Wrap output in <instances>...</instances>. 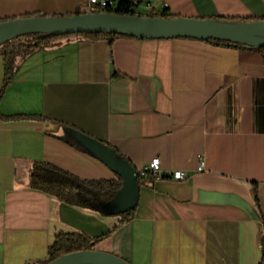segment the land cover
Segmentation results:
<instances>
[{
    "label": "crops",
    "instance_id": "obj_1",
    "mask_svg": "<svg viewBox=\"0 0 264 264\" xmlns=\"http://www.w3.org/2000/svg\"><path fill=\"white\" fill-rule=\"evenodd\" d=\"M82 1L0 0V21L70 16ZM123 1L183 18H264V0ZM6 73L0 264H45L59 232L105 235L93 249L129 264H264V50L68 35L6 63L0 55V91ZM72 131L111 147L136 171L158 157L162 173L187 178L145 175L123 223L32 189L35 162L117 180Z\"/></svg>",
    "mask_w": 264,
    "mask_h": 264
},
{
    "label": "water",
    "instance_id": "obj_2",
    "mask_svg": "<svg viewBox=\"0 0 264 264\" xmlns=\"http://www.w3.org/2000/svg\"><path fill=\"white\" fill-rule=\"evenodd\" d=\"M101 33L138 39L214 40L256 49L264 48V21L224 23L206 19L155 18L99 12L64 17L20 18L4 22L0 24V46L30 34L59 37ZM71 135L121 180V188L109 205V210L116 214L132 211L137 203L139 189L134 167L119 158L111 147L88 138L81 132L72 131ZM46 264L129 263L113 254L92 249L67 254Z\"/></svg>",
    "mask_w": 264,
    "mask_h": 264
},
{
    "label": "trees",
    "instance_id": "obj_3",
    "mask_svg": "<svg viewBox=\"0 0 264 264\" xmlns=\"http://www.w3.org/2000/svg\"><path fill=\"white\" fill-rule=\"evenodd\" d=\"M96 12L116 14V15H137L140 17L178 18L176 16L169 14L165 9L160 12H154L153 10L147 13L138 12L136 10V5H134L133 2L123 1V0H119L117 3H115L112 6L107 5L105 7L99 8ZM80 13L81 11H76L72 15H76ZM28 17H33V16L30 15ZM205 19L215 22H224V23H246L253 21H264V18H261L259 20L256 19L254 20L249 18L242 19V18L222 17V16H215ZM10 20H14V19H3L0 21V24ZM80 36H83L91 40L107 38L108 42L111 43L115 38L123 35L101 33V34H87V35L80 34ZM55 38H57V36H47L41 34H30V35L22 36L0 46V55L2 56L4 62L6 63L7 60H9L11 57L19 53L30 54L36 50L49 46L52 40H54ZM204 41L216 45L240 47L253 51L264 50V48L256 49L253 47L233 45L221 41H214V40H204ZM5 70L7 71V68ZM8 80L9 77L8 74L6 73L4 78V84L0 91V97ZM85 136L91 138L88 135ZM83 149L87 151L85 148ZM90 154L93 155L92 153ZM136 176L139 184L140 180L145 175H141L138 171H136ZM29 185L32 189L42 191L54 197L58 201L68 204L70 206L83 209L86 211H91L103 217H109V216L117 217L119 223L128 221L133 214V210L123 214H116L109 210V205L115 199V196L117 195L118 191L121 188V180L119 178H117V180H113V179L84 180L49 163L35 162L30 170ZM104 237L105 235L99 237H90L80 232H59L55 235L53 242L50 244L48 248V259L46 263L67 254H71L79 251H85V250H92L95 244Z\"/></svg>",
    "mask_w": 264,
    "mask_h": 264
},
{
    "label": "built area",
    "instance_id": "obj_4",
    "mask_svg": "<svg viewBox=\"0 0 264 264\" xmlns=\"http://www.w3.org/2000/svg\"><path fill=\"white\" fill-rule=\"evenodd\" d=\"M115 2L112 0H83L81 13H95L99 8L105 7L107 5H114ZM136 5V10L138 3L133 2ZM145 12L151 11L150 4H146L143 8ZM144 13V12H143ZM141 175H149L152 178H168L174 181H184L187 175L181 171H173L171 173H162L160 169V159L158 157L152 158L146 166L138 171Z\"/></svg>",
    "mask_w": 264,
    "mask_h": 264
}]
</instances>
